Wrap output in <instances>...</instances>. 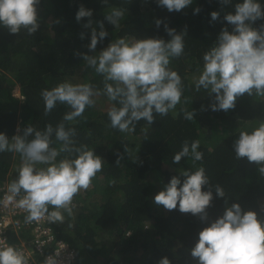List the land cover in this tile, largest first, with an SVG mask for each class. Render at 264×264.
I'll list each match as a JSON object with an SVG mask.
<instances>
[{"label": "trees", "instance_id": "16d2710c", "mask_svg": "<svg viewBox=\"0 0 264 264\" xmlns=\"http://www.w3.org/2000/svg\"><path fill=\"white\" fill-rule=\"evenodd\" d=\"M238 2L231 0L224 5L219 0H193L179 12H168L154 0H108L107 4L100 0H40L36 6L39 28L35 33L29 35L22 29L11 34L0 28V132L9 138L18 134V126L22 129L31 125L38 130L47 124L55 127L70 110L57 104L45 114L43 89L68 81L91 83L102 90V76L78 55L91 54L86 47L89 29L83 27L87 18L79 23L74 18L79 6L92 9L93 26L101 21L109 32L97 44L96 51L119 37L167 40L164 23L177 33L185 32L184 51L171 58L169 65L181 76L183 84L181 101L173 110L163 116L153 113L151 124L140 120L133 131L120 132L110 126L107 116L114 102L101 94L80 117L64 122L66 128L75 129L77 147L87 146L104 161L84 197L78 193L73 196L76 205L72 206V214L64 213L61 223H48L56 239L74 248L75 264H157L161 257H167L170 264H196L189 250L197 233L222 215L225 200L228 206L238 203L243 211H255L258 218L264 219V175L256 163L236 159L232 151V143L241 130L250 131L264 122V95L253 91L250 96L238 97L232 109L212 111L208 105L214 102V94H207L204 89L197 91L194 85V77L202 68L203 53L215 42L222 27L231 31L232 26L223 16L234 12ZM260 3L264 8V0ZM113 7L124 13L115 27L103 19ZM197 7L200 11L193 14L192 9ZM212 11L219 13L216 21L210 19ZM156 19L162 21L160 27L155 25ZM261 24L264 19L252 26L258 28ZM81 32L84 39H80ZM15 88L21 100L13 96ZM191 110L193 120L186 119L185 112ZM193 140L199 141L202 159L194 162L185 157L173 164L174 153L185 141ZM51 146L58 148L59 142L53 138ZM20 164L18 153L0 152V186H8L16 178ZM200 166L205 169L209 184L221 186L226 195L217 198L213 190V199L206 209L207 220L202 222L198 216L176 209L169 211L153 202V196L177 170ZM99 232L107 234L108 245L94 239ZM8 242L14 246L17 239L10 234Z\"/></svg>", "mask_w": 264, "mask_h": 264}, {"label": "clouds", "instance_id": "9594fccd", "mask_svg": "<svg viewBox=\"0 0 264 264\" xmlns=\"http://www.w3.org/2000/svg\"><path fill=\"white\" fill-rule=\"evenodd\" d=\"M40 0H0V28L11 34L22 29L31 35L39 28L37 5ZM157 6L168 12L184 9L193 0H154ZM107 4L108 0H100ZM227 5L231 0H219ZM193 14L200 9L193 8ZM123 10L113 7L104 16V21L115 27L119 25ZM92 9L79 6L75 20L79 23L87 18L83 27L89 29L88 52L78 53L86 65L103 78V88L91 83L64 81L51 89H43L41 97L44 113L57 104L66 105L61 122L55 127L45 125L38 130L31 125L18 126L10 138L0 132V152L10 151L20 155L21 164L16 178L8 185L7 199L24 210L25 221H36L45 216L51 222H63L64 213L72 214V199L78 191L87 189L92 178L101 170L104 161L85 145L76 146L75 129L65 127L64 122L80 117L86 107L95 103V97L103 94L114 102L107 111L110 126L120 132H131L138 121L151 124L153 113L161 116L173 110L181 101L183 84L181 76L173 70L170 59L179 57L184 51L185 32H176L164 23L169 39L119 37L96 51L97 44L109 36L101 21L93 26ZM216 21L219 13H209ZM264 19V8L260 0H240L234 12L226 13L223 20L231 25V31L222 27L215 42L202 55V68L194 77L197 91L204 89L214 94L208 105L212 111H227L235 107L241 95H264V24L258 28L252 24ZM157 27L162 21H154ZM80 33V39H84ZM185 118L193 120V110L185 112ZM53 138L59 147H52ZM199 141H185L172 156V163L179 164L182 158L191 157L200 161ZM236 159L246 158L258 165L264 175V122L250 131L241 130L232 143ZM65 155H61V154ZM59 157V159H58ZM119 162V157L117 163ZM181 177L183 179H181ZM205 169H179L153 196V202L166 210L176 209L181 213L207 220L206 209L213 199L225 197L223 188L210 185ZM6 184V183H3ZM2 184V185H3ZM205 186L207 190H202ZM222 215L208 222L197 233V239L189 250L196 264H264V219L252 210L243 211L238 203L227 205ZM264 211V208L261 209ZM71 227V225H69ZM0 264H27L23 253L16 247L0 243ZM46 264H51L46 261ZM157 264H170L161 257Z\"/></svg>", "mask_w": 264, "mask_h": 264}, {"label": "built area", "instance_id": "2783aa9c", "mask_svg": "<svg viewBox=\"0 0 264 264\" xmlns=\"http://www.w3.org/2000/svg\"><path fill=\"white\" fill-rule=\"evenodd\" d=\"M9 194L8 186L1 185L0 243L9 244V235L13 234L17 239L14 247L23 253L27 264H46V261H50L51 264H75L74 248L55 238L47 217L26 222L27 213L16 207L14 201L7 199Z\"/></svg>", "mask_w": 264, "mask_h": 264}, {"label": "rangeland", "instance_id": "374dc122", "mask_svg": "<svg viewBox=\"0 0 264 264\" xmlns=\"http://www.w3.org/2000/svg\"><path fill=\"white\" fill-rule=\"evenodd\" d=\"M12 94H13V96H15V97H18L20 100L22 99L21 97H20V94H19V91H18V89L17 88H15L14 90H13V92H12ZM91 186H93L92 185V183H90V185H89V187L87 188V189H82V190H80V191H78V195H81V197L83 198L84 197V193H85V191L86 190H90L91 189ZM94 190V189H93ZM161 190H162V188H161ZM96 193V192H95ZM92 195H95L94 193L92 194ZM93 199V198H92ZM91 199V200H92ZM264 199V198H263ZM94 200V199H93ZM88 202V200H86L85 201V204ZM74 205H76V203L75 202H72V206H74ZM61 223V222H60ZM73 223V222H72ZM73 225V224H72ZM99 244H104V245H108V236H107V234L106 233H103V232H99L98 234H96V236H95V238H94ZM90 264H99V262H97V261H93V262H91Z\"/></svg>", "mask_w": 264, "mask_h": 264}]
</instances>
